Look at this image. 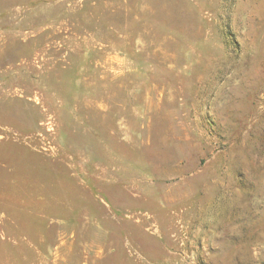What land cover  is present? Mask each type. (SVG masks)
I'll use <instances>...</instances> for the list:
<instances>
[{
	"label": "rangeland",
	"instance_id": "obj_1",
	"mask_svg": "<svg viewBox=\"0 0 264 264\" xmlns=\"http://www.w3.org/2000/svg\"><path fill=\"white\" fill-rule=\"evenodd\" d=\"M0 264H264V0H0Z\"/></svg>",
	"mask_w": 264,
	"mask_h": 264
}]
</instances>
